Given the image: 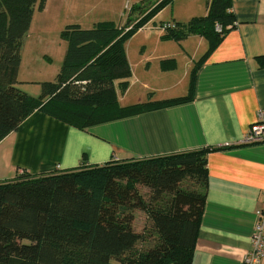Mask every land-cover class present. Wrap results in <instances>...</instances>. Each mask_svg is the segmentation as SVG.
Instances as JSON below:
<instances>
[{"label": "trees", "instance_id": "16d2710c", "mask_svg": "<svg viewBox=\"0 0 264 264\" xmlns=\"http://www.w3.org/2000/svg\"><path fill=\"white\" fill-rule=\"evenodd\" d=\"M172 1L140 0L121 25L67 24L60 32L66 42L61 66L32 96L18 87L20 51L34 12L42 11L46 0H0V141L36 110L85 129L189 100L195 71L185 96L118 103L132 74L127 39ZM235 26L231 0H206L204 15L174 21L165 30L178 41L191 34L205 37L207 54ZM258 61L264 66V56ZM160 65L175 66L173 58ZM216 149L41 174L20 170L0 181V264H192L207 188L206 156ZM139 186L148 189L147 196ZM137 210L150 219L148 231L134 229ZM149 236L151 243L137 246Z\"/></svg>", "mask_w": 264, "mask_h": 264}, {"label": "crops", "instance_id": "0c3cea01", "mask_svg": "<svg viewBox=\"0 0 264 264\" xmlns=\"http://www.w3.org/2000/svg\"><path fill=\"white\" fill-rule=\"evenodd\" d=\"M190 2L186 21L206 13V0ZM231 8L236 26L209 53L208 39L191 34L181 40L190 55L183 72L175 74L177 65L161 69L162 85L131 74L126 91L118 93L120 106L185 96L195 71L189 100L85 129L36 110L0 141V181L22 169L50 173L217 147L206 156L192 264H245L258 212L264 211V142H242L264 111V66L258 61L264 56V0H231Z\"/></svg>", "mask_w": 264, "mask_h": 264}, {"label": "rangeland", "instance_id": "374dc122", "mask_svg": "<svg viewBox=\"0 0 264 264\" xmlns=\"http://www.w3.org/2000/svg\"><path fill=\"white\" fill-rule=\"evenodd\" d=\"M190 1L193 0L165 3L130 35L126 41V53L133 77L142 78L146 75L148 81L161 84L159 76L162 77L163 71L160 62L170 58L177 65L174 71L176 75L184 71L190 55L182 49L181 40L167 36L163 25L174 24L175 19L181 23L187 22L185 18L190 12ZM139 2L140 0H46L42 11H35L28 33L23 39L18 87L32 96H38L39 83L54 80L66 49V42L61 39L60 32L67 24L77 23L83 28H89L95 22L113 21L121 25L128 17L130 6ZM131 17L133 21L137 18L134 14ZM43 53H47L49 58L45 60ZM146 69H149L147 73ZM137 82H134L132 89L140 88ZM138 188L147 196V188ZM133 225L137 232L148 231L151 221L145 212L137 210ZM151 242L149 236L138 242L137 246L145 247Z\"/></svg>", "mask_w": 264, "mask_h": 264}, {"label": "built area", "instance_id": "2783aa9c", "mask_svg": "<svg viewBox=\"0 0 264 264\" xmlns=\"http://www.w3.org/2000/svg\"><path fill=\"white\" fill-rule=\"evenodd\" d=\"M173 24L163 25V28ZM219 28V26H218ZM244 143L264 142V111L259 110L257 119L252 123L248 133L242 140ZM116 161V158L114 159ZM252 248L245 258V264H254L264 258V211L258 212V220L251 237Z\"/></svg>", "mask_w": 264, "mask_h": 264}]
</instances>
